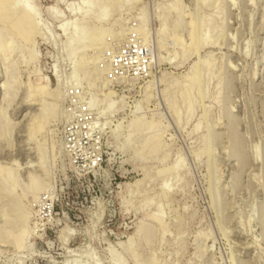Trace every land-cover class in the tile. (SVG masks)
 <instances>
[{
    "label": "rangeland",
    "instance_id": "rangeland-1",
    "mask_svg": "<svg viewBox=\"0 0 264 264\" xmlns=\"http://www.w3.org/2000/svg\"><path fill=\"white\" fill-rule=\"evenodd\" d=\"M18 2L0 264H264V0Z\"/></svg>",
    "mask_w": 264,
    "mask_h": 264
},
{
    "label": "bare ground",
    "instance_id": "bare-ground-1",
    "mask_svg": "<svg viewBox=\"0 0 264 264\" xmlns=\"http://www.w3.org/2000/svg\"><path fill=\"white\" fill-rule=\"evenodd\" d=\"M12 1H13V3H12ZM18 0H16V2H17ZM82 1V3H84V4H89L90 2H91V0H81ZM16 2H14V0H0V14H2V13H6L7 15H9L10 17H11V14L12 13H16V14H18L20 11H21V19H20V21H22L23 22V24L24 23H26V24H28V25H30L31 23H33L32 25L33 26H35V24H34V22H33V20H34V16H33V14H31L30 12H28L27 10H26V8L25 7H23V6H21V4L18 2V3H16ZM85 12V11H84ZM90 12V11H89ZM81 14V13H80ZM3 15V14H2ZM4 16H5V14H4ZM15 16V15H14ZM6 18V17H5ZM2 19V18H1ZM10 19V18H9ZM6 20L8 21V18H6ZM5 21V20H4ZM10 21V20H9ZM74 24V23H73ZM31 25V26H32ZM67 26H68V24H62L61 25V29L62 30H64V31H66V29H67ZM36 27V28H35ZM35 27H33L32 29L34 30V28L35 29H37V26H35ZM195 27V26H194ZM197 29V28H196ZM20 30V29H19ZM82 30V29H81ZM27 31V30H26ZM80 31V30H79ZM78 31V32H79ZM82 31H84V28H83V30ZM81 31V35H82V32ZM87 31V30H86ZM85 32V31H84ZM79 34H80V32H79ZM86 35H88L87 33H85ZM31 35V34H30ZM85 36V35H84ZM89 36V35H88ZM78 37V36H77ZM83 37V36H82ZM82 37H80V39L82 38ZM103 38V37H102ZM82 39H84V38H82ZM88 39H91L90 37L88 38ZM94 39V38H93ZM89 41V40H88ZM87 42V41H86ZM91 42H97V41H91ZM85 43V42H84ZM96 44V43H95ZM92 59V58H91ZM93 60V59H92ZM74 63H75V61H74ZM80 70V69H79ZM57 89H59V86H58V88ZM43 90H45V88H43ZM37 91V90H36ZM42 94V93H41ZM43 101V100H42ZM42 104H45L44 103V101H43V103ZM55 105V104H54ZM54 105H52L53 106V108L55 109V107H54ZM56 106V105H55ZM52 110L53 112L55 111V110ZM58 110V109H57ZM55 113V112H54ZM42 119H47V118H42ZM47 122V121H46ZM41 123H42V121H41ZM42 158V157H41ZM36 185V183H34L33 182V187H36L35 186ZM122 245L124 244V243H121Z\"/></svg>",
    "mask_w": 264,
    "mask_h": 264
}]
</instances>
